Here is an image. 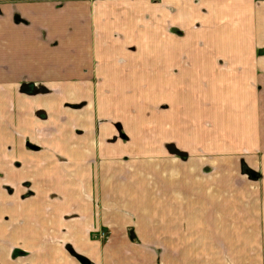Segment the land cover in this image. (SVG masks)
I'll use <instances>...</instances> for the list:
<instances>
[{
  "label": "crops",
  "instance_id": "crops-1",
  "mask_svg": "<svg viewBox=\"0 0 264 264\" xmlns=\"http://www.w3.org/2000/svg\"><path fill=\"white\" fill-rule=\"evenodd\" d=\"M0 264H264V0H0Z\"/></svg>",
  "mask_w": 264,
  "mask_h": 264
},
{
  "label": "rangeland",
  "instance_id": "rangeland-1",
  "mask_svg": "<svg viewBox=\"0 0 264 264\" xmlns=\"http://www.w3.org/2000/svg\"><path fill=\"white\" fill-rule=\"evenodd\" d=\"M32 91H33V90H32ZM32 91H31V92H32ZM51 197H52L53 204H56V202H58V200H59V196H58L57 194H55V195H52ZM100 232H101V231L96 232V233H95V236L97 237L98 234H101V233H102V232H101V233H100Z\"/></svg>",
  "mask_w": 264,
  "mask_h": 264
}]
</instances>
